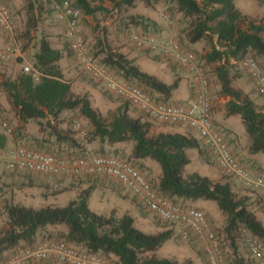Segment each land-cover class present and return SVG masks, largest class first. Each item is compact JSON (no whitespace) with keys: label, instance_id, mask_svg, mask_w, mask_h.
Instances as JSON below:
<instances>
[{"label":"trees","instance_id":"trees-1","mask_svg":"<svg viewBox=\"0 0 264 264\" xmlns=\"http://www.w3.org/2000/svg\"><path fill=\"white\" fill-rule=\"evenodd\" d=\"M47 2L60 7L64 2H68L73 11H80L86 16L110 12L105 6L106 2H110L117 9L134 8L138 4L145 6H152L158 2L167 4L166 15H162L165 22L177 15L187 21L186 27L180 32L182 38H174L179 48L181 42L194 45L207 41L210 44V51L204 56V61L207 64L218 63L215 72L220 92L228 98L225 105L226 113L229 116L240 117L249 137V153L264 154V112L257 109L254 100L248 93L231 85L236 75H230L231 60L239 63L243 58L253 56L255 61L257 58L261 59V63L257 62L260 68L261 65H264V16L257 19L244 15L238 9L235 0H202L201 4L198 0H47ZM29 10L33 11L32 4L29 5ZM131 22L134 27L144 29L145 32L140 34L155 36V34L147 32L151 31L149 28L154 26V21L143 17H131ZM36 28L37 19L31 12L23 33L21 51L24 52L31 44L33 40L31 32ZM32 46L35 49L32 55V71L25 73L21 70L14 79L8 77L0 80V95L4 96L8 105L24 125L36 122L41 130L44 125H47L50 128V134L55 137L58 143L67 142L70 146H77V148L95 140L108 145L131 144L128 157L122 161L129 163L138 171L134 161L141 159L155 161L160 167L157 187H154L157 195L176 204L180 199L213 201L225 216L221 233L227 240L234 244L235 238L239 235L245 238L242 233L245 231L264 244L263 223L251 210L247 199L236 196L229 181L215 182L198 172L186 174L187 166L191 163L187 154L189 150L209 154L215 161L212 153L204 147L201 139L191 129H187L186 134L158 133L150 135V121H146L145 115L137 108L135 110L140 112V116L132 117L129 114L131 104L119 97L117 98L122 101V104L118 107L117 114L111 120L105 121L101 113L93 107V102L88 95L74 93L72 82L65 78L60 69V61L64 57L63 52L54 48L49 38L45 36H40L33 41ZM72 54L73 52L68 50V54L65 55L71 57L74 55ZM101 55L103 56L99 59ZM93 56L117 78L140 88L156 101L153 92L169 97L172 91L178 87V80L166 84L155 75L140 70L131 59L122 53L112 52L105 46ZM21 60V58L15 59L19 63ZM35 73H37L36 76ZM64 111H78V115L89 123L91 129L86 131L84 139H76L68 131L60 130L52 124L58 122V117ZM213 126L222 134L214 123ZM17 129L15 141L22 137L20 128ZM43 142L39 143L38 148H22L49 154L42 147ZM6 146L7 136L0 133V150L5 149ZM55 156L60 157L59 155ZM239 164L244 167L241 163ZM25 172L29 179H31V174L43 177L52 176L31 171ZM84 175L102 177L120 183L116 177L110 175ZM80 176L83 175L53 177H58V181H61L60 178L75 179ZM121 185L124 187L123 184ZM94 188V185L85 188L75 199L69 200L63 206L35 207L11 202L5 204L7 228L0 233V256L2 257L5 253H7L6 256H10L32 247L36 244V239L43 237L45 232L52 238L53 234L49 232V229L62 226L63 229L57 231L54 236L56 239L46 238L43 241H61L86 255L113 256L117 264H193L191 259L178 261L157 255V251L166 242L174 239L176 235L183 238V234L187 230L185 227L182 226L183 230L181 231L171 227L156 233H146L135 225L134 218L128 213L121 216H116L115 213H97L91 209L89 203V196ZM253 192L259 193L263 198L260 191ZM134 199L136 198L134 197ZM155 217L157 216L155 215ZM157 218L161 223H166L159 217ZM187 233L193 236L190 231ZM200 248L206 264H208L206 255L202 247ZM234 261L235 264H246L241 259ZM53 262L64 264L52 259L31 261L27 264Z\"/></svg>","mask_w":264,"mask_h":264},{"label":"rangeland","instance_id":"rangeland-1","mask_svg":"<svg viewBox=\"0 0 264 264\" xmlns=\"http://www.w3.org/2000/svg\"><path fill=\"white\" fill-rule=\"evenodd\" d=\"M201 1L202 0H198L200 4ZM256 1H259L260 3L264 2V0H256ZM239 2H240L239 6L241 10L244 12V15H247L250 18H257V19L263 17L262 12L260 13L256 12L253 15L248 14L246 12L247 10H245L247 2L245 0H240ZM3 3L6 4L7 8L10 11V14L14 21L15 28L13 30V33L11 34V33H7L0 27V32H2L7 39L6 45L2 47H6V46L16 47L20 51L17 58L22 59L20 63L16 62L15 60L1 61L0 66L3 67L2 68L3 70L5 68L6 69L8 68L12 72H15V76H17L21 72V70L23 71L24 66H28L31 68L32 55L35 51V49L32 46V43L33 41L37 40L40 36H45L49 38L52 46L59 47V49L63 52L64 55L68 54V50L69 51L71 50L69 46V39L66 36L69 19L64 14L62 7L53 6L49 4L47 0H18L17 2L16 0H12L10 4L9 2H5V1H3ZM30 4H32L33 6V11L29 10ZM105 6L106 8H108L110 12L96 13L93 16H86L80 12L81 15L78 19V29L82 34V36L84 37L88 51L93 55L94 53H97V51L103 49L105 46L106 49L108 48L109 50H112V52L122 53L128 59H131L129 56L132 53L138 51L143 55L149 57L150 60H153L155 62V63L153 62L148 63L149 68L154 69L153 72L155 74H157V72L158 73L165 72L167 75H170V77L172 78L171 82L176 80L178 81L182 80L181 89L184 92L186 91L188 92V88L192 84V82H190V80L192 79V75L188 72L185 66L180 65L170 57L168 58V56L165 54H158V53L152 54V53H148L145 50L136 49L129 41L130 35H132L133 33L145 32L144 29H142L141 27L133 26V23L131 22V17H143L150 19L151 21H154L155 23L154 26L149 28L151 31H147V32L153 33L155 34V36H158L166 40L174 39L175 37L182 38L180 36V32L183 28L186 27L187 21L182 20L180 15H177L175 17H171L169 21L165 22L162 18V15H166L167 12L166 8L168 7V5L165 4L164 2H158L152 6H145L143 4H138L134 8H121V9L114 8L110 2H106ZM31 12L34 13V17L37 19V28L36 30L31 32L32 33L31 35L33 36V40L31 44H29L28 48L23 52L21 51L22 38H23V33L26 30L28 24V19L31 16ZM180 48L181 50L192 52L195 55L196 59L198 60V66L200 70L204 72V75L207 77L209 81V85H210L209 93H210L211 104L212 103L214 104L215 102L216 105H220V108H223L226 104L225 102L226 97L222 95L220 92V86L215 72V68L217 67L218 63L207 64L204 61V56L210 51V44L207 41H202L198 44H195V46L191 47L186 42H181ZM102 56L103 55L99 56V59ZM69 58H71V60L74 62L73 63L72 61H70L71 67H74L73 65H75L74 73L80 79V82L87 83V85L88 84L92 85L98 89V90L96 89V91H98L97 94L88 95V93L81 91L77 83H72L74 93L77 95H83V94L88 95L93 102V107L98 112L101 113L105 121L111 120L112 117L115 114H117L118 107L122 104V101L119 98H117L114 94L106 90L105 87L99 81L92 79L90 76L82 72L81 71L82 69L78 61L75 59L74 55ZM256 60L258 63H261V59L257 58ZM79 67L81 70L79 69ZM261 68L264 74V65H261ZM145 70L149 72L148 68ZM230 75H234V76L236 75L235 78L233 77L234 79L232 80L231 85L234 88L241 89L245 93L247 92L248 94H250L255 102V105L257 106V109L261 111L264 110V95L258 92L253 81L248 76L246 71H244L241 68L239 63L237 62L233 63L232 61H230ZM5 78H8L6 76V73L3 74L0 80H3ZM186 81H189V83H186ZM193 86H195V83L193 84ZM184 101L185 100H182L180 102H184ZM169 103L172 104L173 100H171V102ZM130 112L132 114L137 113V111L133 107H130ZM71 113L61 114L58 117V120L68 121V123L69 122L71 123L72 120L74 121V119L78 120L81 123L83 129L85 131H88L87 126H85V124H83L82 120L80 119L78 112L73 111ZM0 117L2 121L7 122V124L11 129V132L8 133L5 129H2L0 127V130L6 133L7 136H13L14 139L15 134H17L18 131L17 128H20L22 137L18 141H16L18 144L14 148H12L14 149V151L22 147L38 148L39 143L41 141H44L42 147H44L46 153L55 156V155H62L66 152L67 149H65V146L58 143L55 140V137L50 134V128H48L47 125H44L43 130L39 128L36 122H29L26 125H24L19 120L18 116L13 111V109L8 105L7 100L1 95H0ZM144 119L146 121H149L146 116L144 117ZM150 123L153 127L155 126V124H157L156 122H152V121H150ZM163 126H168L174 131L187 133V128L185 127L176 126V125H163ZM56 127L58 129H62V128L66 129L68 126L65 125L64 127H62L60 125H56ZM153 127L151 129H153ZM67 131L70 132L69 130ZM236 131L238 132L239 136H244L242 127H239ZM70 133H72V130ZM155 134H156L155 130L153 132H150V135H155ZM223 134L226 137L230 136L226 132L225 133L223 132ZM242 139L245 138L242 137ZM127 145L129 144L128 143L121 144L120 151L123 152L127 151L128 149ZM187 154L191 159V163L187 166L186 174H190L193 172H198L201 175L210 174L219 181L227 180L231 183V185L236 186L238 180L235 179L234 177L227 176L222 171H220L219 168H217L211 155L201 154L196 150H189ZM114 157H117L118 159L121 160L127 158L126 156H122V154L114 155ZM242 157H244V159H242L240 163L243 164L245 168L251 170L255 174L256 172L252 170V167L247 165L245 162L246 155L244 154ZM10 160L12 159L7 160L6 157L0 158V166H1L0 170L2 172V174H0V177H4L3 181H4V185H6L5 188L7 189V190H3V188H1L0 186V194L4 196V201L0 203V233L7 228L4 205L7 204L8 202L21 203V201L17 200L16 198L20 190L21 192H26V193H30L31 191L34 190L33 188H28V187L23 188L22 186H26V184L24 183H29V181H33L34 183L35 182L43 183L42 181H45V183L47 184L50 183L59 184L67 180V182L72 184L73 187H76V185H79V181H80L78 180V178L75 179L60 178L61 181H58L59 180L58 177H53V176L43 177L42 175H36V174H31L30 175L31 179H29V176L25 171L19 173H11L7 171L5 165ZM149 160L153 161L151 159ZM261 172L259 174H261ZM262 175H264V173H262ZM149 178L155 184V179L157 177L155 176L154 172L150 173ZM18 183H20V185ZM1 184L2 183L0 182V185ZM10 186H13V188H10ZM242 191L245 195H249V197L253 198L254 200L258 199L259 200L258 205L259 204L261 205L259 208L264 207V199L259 193L250 190H242ZM75 194L76 192L74 191L71 198L75 199L76 197ZM97 194L99 195V192H97ZM244 194H239V195H244ZM98 195L93 193V196L89 201L90 207L97 213H104L102 211L104 206L99 205L100 203L98 201V197H99ZM69 200L71 199H67L66 202L47 204V205L63 206ZM132 202L134 203L136 215H138V220H137L138 223H140L141 221H146V222L148 221L150 223L156 224L162 229L165 228L168 229L173 227L177 231L183 230V227L180 225L161 223L160 220L157 217H155L154 214H153L154 217L151 216L152 213H148L147 209H145L136 199H133ZM210 202L215 206L217 212L220 211L215 202L213 201ZM34 204L37 205L39 203H34ZM252 209L254 208L251 207V210ZM261 212L263 213V211ZM212 213L213 215L211 216V219L209 218V220L211 221L212 225H216V229H217L216 231L220 234L219 239H221L222 243H224L228 247L226 255L227 258L231 260L230 261L231 264L232 261L238 259L237 257H240L243 259L244 262H247L249 259L246 255V247L244 241L245 238L239 235V237L235 238L234 244H232L231 241L227 240L223 235V233H221V230L225 223V219L223 220L222 217L220 216L221 211L219 214H214V212ZM208 216L210 217V215ZM62 229H63L62 226L49 229V232L53 234L52 238L56 239L54 238L55 234L57 233V231H60ZM141 230L146 233L149 232L148 231L149 229H145L147 231L143 229ZM46 238H50V237L48 233L45 232L44 236L37 238L35 243H38ZM200 249L201 248L194 240V237L188 233L187 238H181L178 235H176L174 239L166 242V244L157 251V255L159 257L176 259L178 261L191 259L193 261V264H206V260L203 254L201 253ZM6 254L7 253H5L4 255ZM105 257L110 261L111 264H117L116 259L113 256H105ZM49 264H57V263L53 262Z\"/></svg>","mask_w":264,"mask_h":264},{"label":"built area","instance_id":"built-area-1","mask_svg":"<svg viewBox=\"0 0 264 264\" xmlns=\"http://www.w3.org/2000/svg\"><path fill=\"white\" fill-rule=\"evenodd\" d=\"M64 14L69 18L67 38L70 49L78 61L82 71L99 81L106 90L116 97L128 101L132 107L142 112L149 121L176 125L191 129L201 139L203 145L214 156L220 171L225 175L239 180L247 190L260 191L264 199V176L254 174L242 167L233 157L226 140L212 123V104L210 85L204 72L198 66V60L192 52L179 48L174 39H163L148 34L133 33L129 41L139 50L150 53L165 54L187 68L192 75L195 86L194 99L189 103L171 104L154 100L138 87L117 78L108 68L102 65L86 48L82 34L78 29L80 11H73L68 2L62 5ZM0 27L7 33H13L15 28L9 9L0 1ZM20 51L16 47H0V62L15 60ZM241 68L251 77L256 89L264 95V74L252 57L247 56L239 62ZM25 73L32 68L23 67ZM37 73L34 75L36 76ZM0 127L10 133L7 122L0 117ZM74 137L84 139L86 131L78 120L73 121ZM8 171H31L52 176H79L84 174H104L116 177L133 197L152 214L162 221L181 225L193 234L194 240L202 247L208 264H228L223 243L219 234L210 225L205 213L197 208L173 203L157 195L152 183L129 163L115 157H91L68 159L32 152L23 148L15 150L12 160L5 165ZM4 196L0 194V203ZM245 235V245L252 259V264H264V244L256 237L242 231ZM56 260L64 264H111L106 257L86 255L61 241L45 240L34 244L13 255H4L0 264H27L31 261Z\"/></svg>","mask_w":264,"mask_h":264},{"label":"crops","instance_id":"crops-1","mask_svg":"<svg viewBox=\"0 0 264 264\" xmlns=\"http://www.w3.org/2000/svg\"><path fill=\"white\" fill-rule=\"evenodd\" d=\"M3 1L9 2V4L12 2V0H3ZM3 1L1 0L2 3H3ZM17 1L18 0H16V2ZM239 1L240 0H235L236 5H237L238 9L244 14V12L241 10V8L239 6V3H240ZM245 1L247 2L245 10H247L246 12L248 14L253 15L256 12H259V13L262 12V14L264 16V2L260 3L259 1H256V0H245ZM3 4H5V3H3ZM6 43H7L6 36L2 32H0V47L5 46ZM189 45L191 47L195 46V44L194 45L189 44ZM54 48L59 49V47H57V46ZM129 57L131 58L133 63L135 65H137L139 67V69L142 70L143 72H146V73L151 74V75H155L156 77L161 79L166 84L172 83L171 82L172 78L170 77V75H167L165 72H159V73L157 72V74H155L153 72L154 69L149 68L148 63H152V62L155 63L153 60H150L149 57L143 55L142 53H140L138 51L132 53ZM70 61H72L71 58H69L66 55H64V57L60 61V69H61L62 73L64 74L65 78L68 79L72 83H77L79 85V88L81 89V91L88 93V95L97 94L98 91H96V89H97L96 87L89 85V84L87 85V83H84V82L83 83L80 82V79L74 73L75 65H73L74 67H71ZM232 62L236 63L235 61H232ZM2 68L3 67L0 66V78H2L4 73H6V76L11 78V79H14L16 77L15 72H12L8 68L7 69L5 68L4 70ZM147 68H148L149 72H147L145 70ZM79 69H80V67H79ZM181 81L182 80H180L178 82V87L172 91V93L169 97H165L160 93L153 92V94H154L153 96L157 99V102L169 103V102H171V100H173L172 104H181V103L191 102L194 99L193 77L190 80V82H192V84L188 88V92L187 91L184 92L181 89V87H182ZM186 83H189V81H186ZM249 96L251 97L250 94H249ZM2 97H4V96H2ZM182 100H185V101L180 102ZM227 101H228V98L226 97L225 102L227 103ZM259 111H261V110H259ZM261 112H264V110H262ZM68 113H71V112L70 111H64L61 114H68ZM129 114L132 117H136L138 115L140 116V112H138V111L136 114H132L129 110ZM79 117L82 120L83 124H85V126H87L88 130H90L91 128H90L89 123L86 120H84L81 116H79ZM212 119H213V123L215 124L216 128L222 134H223V132L224 133L226 132L230 135V136H227V137L224 136V137L226 138L229 149H230L231 153L234 155L235 159L240 163L241 160L244 159V157H242V156L245 154L246 155L245 162L247 165L252 167V170H254V172H256L255 174H259L261 171H262L261 174L264 173V154H261V153L251 154V153H249V150H248L249 137L246 134L245 129L243 128V125H242L239 117H237L236 115H230V116L227 115L225 106L223 108H220V105H216V103L214 102V104L212 103ZM53 123H52L53 125H60L62 127L67 125L68 127L66 129L62 128L60 130H63V131L69 130L70 132L72 130V133H70V132L69 133L71 136H73V132H74L73 131V120L71 123L69 122L70 124L68 123V121H60V120H58V122H53ZM163 125H165V124L157 123V124H155L154 127L151 125V128L153 127V129H151L150 132H153L155 130L156 134H158V133H182V134H186L185 132L174 131L170 127L163 126ZM239 127H242L244 136L238 135V132L236 130ZM0 133H4V132H2L0 130ZM4 134L7 136L6 133H4ZM242 137L245 139H242ZM13 140H14L13 136H7V146L5 149L0 150V158L6 157L7 160L13 158L15 151L12 148H14L18 144L15 140L14 141ZM60 144L65 146V149H67V150L64 154L59 155V156L63 157V158H68V159H70V158H72V159L73 158H91V157H100V156H107V155L108 156L109 155L114 156L117 154H122V156L128 157V155L130 153V148H131V144H129V145H127L128 146L127 151L123 152V151H120V148H121L120 145L124 144V143L115 144V145H108L106 143H100L98 140H95L91 143L82 144V146L80 148H77V146H70V144L67 142H60ZM133 163L139 169V171L152 183L153 187H155V186L157 187L158 175L160 174L159 165L154 161H150L149 159H141V160L134 161ZM0 168H1V166H0ZM151 172H154L155 176L157 177L155 179V184L149 178V175ZM0 174H2L1 170H0ZM202 175L207 176L212 181L216 180L215 182H217V180H218V179H215V177H213L210 174H208V175L202 174ZM76 178H78V180H80L79 185H76V187H73L72 184L67 182V180L62 182V183H59V184H53V183L47 184V183H45V181H42L44 184L39 183V182L34 183L33 181H29V183H24V184H26V186H22V187L23 188H25V187L26 188L27 187L33 188L34 190L31 191L30 193L21 192V190H20L18 192V195L16 198H17V200L21 201V203H23L25 205H32L35 207L46 206L47 204H56V203L66 202L67 199H73V198H71V196L73 195L74 191L76 192L75 196L77 197V195H79V193L82 190H84L85 188H87L89 186L94 185L95 188L92 191L91 195L89 196V201L92 198L93 193L98 195L97 192H99L98 201L100 203L99 204L100 206H104L103 210H102L104 213H106V214L115 213L116 216H121L124 213H128L134 218L135 225H137L138 228L143 229V230L149 229L148 233H156V232H159L160 230H162V228H160L156 224L150 223L148 221L147 222L141 221L140 223L137 222L138 215H136L134 203L132 202V200L134 198L131 195V193L127 189H125L120 183H118L116 181H112V180L110 181V180L102 178V177H99V178L98 177L97 178L92 177L90 175H83V176H80V178L79 177H76ZM3 180H4V177H0V182L2 183L0 186H1V188H3V190H7L5 188L6 185H4ZM18 184L20 185V183H18ZM231 187H232V189L235 192L237 197L246 198L247 203L252 204V205H250V208L251 207L254 208V209H252V211L255 212L258 220H260L264 225V215H263L264 207L259 208L261 206L260 204L258 205L259 200L256 199L253 202V200H254L253 198L249 197V195H245L242 191L245 189L242 188V186L240 185L239 182L236 183V186L231 185ZM10 188H13V186H10ZM7 194H8V192H7ZM239 194H244V195H239ZM179 202L182 203V205L195 207V208L203 211L205 213L210 225L212 226V228L217 230L216 225H212L209 218L211 219V216L213 215L212 212H214V214H219L220 211L217 212L215 209V206L210 201H205V200L190 201V200L180 199ZM251 202H253V203H251ZM34 203H39V204L36 205ZM261 211H263V213ZM208 215H210V217ZM151 216H153V214H151ZM220 216L222 217L223 220L225 219V216L222 215L221 213H220ZM145 231H147V230H145ZM222 246H223V251L226 255L228 247L224 243ZM245 247H246V245H245ZM246 255H247L249 260L245 263L246 264H252L253 261L249 255L247 248H246ZM226 257H227V255H226ZM237 258L243 260L240 257H237ZM230 261L231 260L228 259V264H231ZM232 264H235V261H232Z\"/></svg>","mask_w":264,"mask_h":264},{"label":"clouds","instance_id":"clouds-1","mask_svg":"<svg viewBox=\"0 0 264 264\" xmlns=\"http://www.w3.org/2000/svg\"><path fill=\"white\" fill-rule=\"evenodd\" d=\"M74 135V134H73ZM180 203V202H179ZM182 204V203H181ZM191 207V206H190ZM195 208V207H194ZM214 229V228H213ZM215 230V229H214ZM219 234V233H218ZM249 234V233H248ZM220 235V234H219ZM250 235V234H249ZM225 254V253H224ZM225 257H226V255H225ZM226 260H227V262H228V259H227V257H226Z\"/></svg>","mask_w":264,"mask_h":264}]
</instances>
